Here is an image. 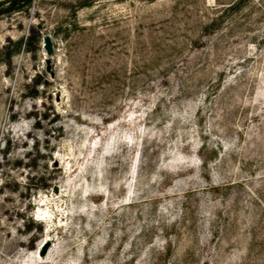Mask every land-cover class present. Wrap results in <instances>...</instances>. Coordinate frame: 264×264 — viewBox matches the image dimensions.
Here are the masks:
<instances>
[{"label":"rangeland","instance_id":"rangeland-1","mask_svg":"<svg viewBox=\"0 0 264 264\" xmlns=\"http://www.w3.org/2000/svg\"><path fill=\"white\" fill-rule=\"evenodd\" d=\"M0 264H264V0H0Z\"/></svg>","mask_w":264,"mask_h":264},{"label":"water","instance_id":"water-1","mask_svg":"<svg viewBox=\"0 0 264 264\" xmlns=\"http://www.w3.org/2000/svg\"><path fill=\"white\" fill-rule=\"evenodd\" d=\"M1 10L5 11V10H7V8H2ZM44 41H45V45L44 46H45L46 51L47 52H51L52 47H51L50 37L48 35H46ZM44 253H45V249H42L41 254H44Z\"/></svg>","mask_w":264,"mask_h":264},{"label":"bare ground","instance_id":"bare-ground-1","mask_svg":"<svg viewBox=\"0 0 264 264\" xmlns=\"http://www.w3.org/2000/svg\"><path fill=\"white\" fill-rule=\"evenodd\" d=\"M41 211H43V210H41ZM46 211H47V210H46ZM48 211H49V210H48ZM49 212H50V211H49ZM59 212H60V211H59ZM42 213L44 214V211H43ZM48 214H49V213H48ZM48 214H47V215H48ZM48 216H49V215H48ZM57 226H58V225H57ZM55 227H56V226H55ZM52 231H53V230H52ZM42 255H43V254H42ZM40 258H41V257H40Z\"/></svg>","mask_w":264,"mask_h":264}]
</instances>
